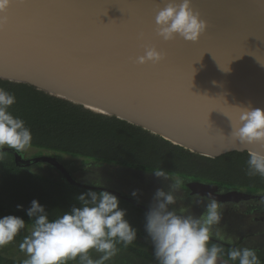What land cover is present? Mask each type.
Wrapping results in <instances>:
<instances>
[{"label":"water","instance_id":"obj_1","mask_svg":"<svg viewBox=\"0 0 264 264\" xmlns=\"http://www.w3.org/2000/svg\"><path fill=\"white\" fill-rule=\"evenodd\" d=\"M167 2L12 0L9 14L30 22L6 41L0 78L114 115L202 155L264 152V143L244 144L232 136L238 106L264 109V0H193L208 24L195 42L179 34L165 41L157 34L156 13ZM150 46L164 58L155 66L138 64ZM5 151L19 166L47 163L68 183L107 190L149 210L145 195L154 174L137 171L149 186L133 196L83 180L81 169L75 175L57 157L27 159ZM122 178L128 179L127 173ZM188 189L202 197L211 193L220 203L259 199L200 182Z\"/></svg>","mask_w":264,"mask_h":264},{"label":"clouds","instance_id":"obj_2","mask_svg":"<svg viewBox=\"0 0 264 264\" xmlns=\"http://www.w3.org/2000/svg\"><path fill=\"white\" fill-rule=\"evenodd\" d=\"M11 3L0 0V13L6 12ZM155 23L157 34L165 41L179 34L195 42L208 27L193 7V0H168L157 11ZM163 58L162 51L150 46L136 62L155 63ZM15 103V95L0 87V159L6 148L23 153L32 144L31 129L10 111ZM238 108L232 136L244 144L264 143V109ZM246 174L264 178V152L248 150ZM155 175L168 182L166 188L157 189L145 214L144 231L156 264H260L254 248L231 247L225 252L223 246L212 242L231 243V238L217 227L222 220L221 205L211 193L206 200L198 195L188 198L182 195L185 181L180 175L170 176L163 170L155 171ZM77 200L79 206L73 205L55 219L39 200H32L27 209L28 225L21 216L0 217V248L11 244L27 228L28 234L19 243L26 257L23 264H106L119 252L118 245L127 248L137 240L138 229L126 218L127 210L120 207L118 196L107 190H89L79 194ZM197 205L203 207L199 215L192 211ZM93 252L99 254L98 258H93Z\"/></svg>","mask_w":264,"mask_h":264},{"label":"trees","instance_id":"obj_3","mask_svg":"<svg viewBox=\"0 0 264 264\" xmlns=\"http://www.w3.org/2000/svg\"><path fill=\"white\" fill-rule=\"evenodd\" d=\"M0 87L15 95L16 103L10 111L24 119L31 129L32 148L81 158L88 165H111L151 174L163 170L170 176L180 175L185 181L182 187L200 182L216 185L222 191L264 195V178L246 174L248 151H232L216 157L202 155L127 120L96 112L34 86L0 78ZM35 165L19 166L14 154L5 151L0 159V217L21 216L28 225L31 221L27 209L36 199L45 206L50 218L55 219L73 205L79 206V194L100 191L68 183L62 174L61 177L44 174ZM81 170L85 173L95 168L83 166ZM119 199L120 207L127 210L126 218L138 229V237L127 248L118 245L119 252L106 264H141V261L156 264L152 244L144 231L147 211ZM220 245L225 252L232 247ZM257 254L260 264H264V255ZM92 256L96 259L99 254L93 252ZM24 259L11 258L0 251V264H23Z\"/></svg>","mask_w":264,"mask_h":264},{"label":"flooded vegetation","instance_id":"obj_4","mask_svg":"<svg viewBox=\"0 0 264 264\" xmlns=\"http://www.w3.org/2000/svg\"><path fill=\"white\" fill-rule=\"evenodd\" d=\"M37 150V149H36ZM25 158H33L40 155H50L53 157H57L58 160H60L70 171L76 172L78 169H82L83 166L87 167L89 169L91 166L95 168L93 171H86L85 173L82 172V179L85 181H90L92 184L95 185H110L112 187L119 188L121 191L132 194L134 191L144 193V189H146L149 186V183L145 180H143L142 174L138 173L137 171L127 170L120 167H114L111 165H88L87 163L82 162L81 164L77 163V160L79 158L67 156V155H56L52 152L47 151H35L33 154H27V152L21 153ZM83 160V159H80ZM34 167H36L38 170H42L44 174L55 176V177H61L60 171L47 164V163H37ZM127 173L128 179H118L122 174ZM152 184L151 187L148 189L146 195H145V201L146 203L151 204L153 202V197L157 189L164 187L166 188L167 181H165L163 178L157 177L155 174L151 177ZM191 183V182H190ZM188 183L186 187H183V193L182 195L191 198L194 195H192L188 189ZM221 193L225 192L220 190ZM246 192V191H243ZM259 195V199L252 198L250 200H242L238 203L233 202H226V203H220L221 205V211H222V220L220 224L217 226L225 235L230 236L233 233L228 232V227L230 226L232 229L234 227V231L237 232L240 230V227L242 224L247 223L248 221L251 222L253 225H262L264 224V204L261 203V201H264V195L263 194H256ZM206 200L207 197H202ZM193 213L196 215H199L203 211V207L200 205H197L193 207L192 209ZM243 220V223L238 228V221ZM262 222V223H261ZM230 233V235L228 234ZM262 236V235H261ZM260 237V235L258 236ZM214 241V240H213ZM218 242V241H215ZM223 245L227 246H236V247H242L240 246L242 244V241L236 242L232 244L228 240L218 242ZM257 252H260L259 250Z\"/></svg>","mask_w":264,"mask_h":264},{"label":"rangeland","instance_id":"obj_5","mask_svg":"<svg viewBox=\"0 0 264 264\" xmlns=\"http://www.w3.org/2000/svg\"><path fill=\"white\" fill-rule=\"evenodd\" d=\"M38 150V149H37ZM36 148H32L30 147L27 151V154H33L35 151H37ZM40 151V150H38ZM81 158H79V160H77L78 164H81L83 162V160H80ZM115 167V166H114ZM110 186V185H108ZM116 188V187H114ZM119 189V188H116ZM129 194V193H128ZM262 203V202H261ZM243 223V220H239L238 221V228L239 226ZM262 223V222H261ZM234 231V227L233 229L229 226L228 227V232L233 233L230 235V233H228L231 238V242L232 244L242 241V244L240 246L242 247H251L254 248L256 251H260V254L264 255V224L262 225H253L251 222H247L245 224H242V226L240 227V230H238L237 232H232ZM21 235H27V228L25 230H22ZM260 235V237H258ZM262 235V236H261ZM22 241L21 237H16V240L13 241L11 244L0 248V251L11 258H25V254L22 253L19 250V243ZM141 264H143V262H140ZM148 264V263H146Z\"/></svg>","mask_w":264,"mask_h":264},{"label":"snow or ice","instance_id":"obj_6","mask_svg":"<svg viewBox=\"0 0 264 264\" xmlns=\"http://www.w3.org/2000/svg\"><path fill=\"white\" fill-rule=\"evenodd\" d=\"M9 8L6 12L0 13V64H3L6 60V41L14 39L30 22L27 18H20L9 14ZM141 36H143V33H141ZM155 63L153 66H155Z\"/></svg>","mask_w":264,"mask_h":264}]
</instances>
